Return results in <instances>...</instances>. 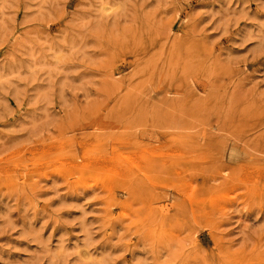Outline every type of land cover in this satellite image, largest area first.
Here are the masks:
<instances>
[{"label":"rangeland","instance_id":"obj_1","mask_svg":"<svg viewBox=\"0 0 264 264\" xmlns=\"http://www.w3.org/2000/svg\"><path fill=\"white\" fill-rule=\"evenodd\" d=\"M0 264H264V0H0Z\"/></svg>","mask_w":264,"mask_h":264},{"label":"bare ground","instance_id":"obj_2","mask_svg":"<svg viewBox=\"0 0 264 264\" xmlns=\"http://www.w3.org/2000/svg\"><path fill=\"white\" fill-rule=\"evenodd\" d=\"M174 121H175V120H174ZM172 122H173V121H172ZM176 123H177V122H176ZM178 123H180V122H178ZM174 124H175V123H174ZM165 125H167V126L169 125V126H170V123H166V122H165ZM160 127H161V126H160ZM163 128H164V127H163ZM148 137H149V136H148ZM153 137H155V136H153ZM147 139H148V138H147ZM171 141H172V140H171ZM165 142H167V140H166ZM168 144H169V143H168ZM136 147H137V146H136ZM168 147H169V145H168Z\"/></svg>","mask_w":264,"mask_h":264}]
</instances>
